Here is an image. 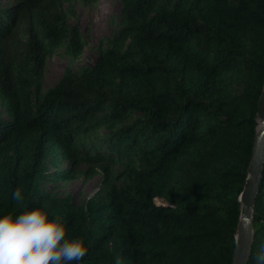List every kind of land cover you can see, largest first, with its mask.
Returning <instances> with one entry per match:
<instances>
[{"label":"trees","instance_id":"obj_1","mask_svg":"<svg viewBox=\"0 0 264 264\" xmlns=\"http://www.w3.org/2000/svg\"><path fill=\"white\" fill-rule=\"evenodd\" d=\"M9 2L0 216L47 202L70 237H85L79 264H232L264 86V0H122L119 30L93 66L65 68L45 91V59L85 48L69 24L75 0ZM80 166L102 176L93 196L76 204L51 191ZM252 230L247 264L264 244V163Z\"/></svg>","mask_w":264,"mask_h":264},{"label":"clouds","instance_id":"obj_2","mask_svg":"<svg viewBox=\"0 0 264 264\" xmlns=\"http://www.w3.org/2000/svg\"><path fill=\"white\" fill-rule=\"evenodd\" d=\"M23 202L22 190L12 195ZM67 220L50 210L45 202L0 216V264H79L88 254L85 237H70ZM115 264H122L116 258ZM255 264H264V244L255 256Z\"/></svg>","mask_w":264,"mask_h":264},{"label":"rangeland","instance_id":"obj_3","mask_svg":"<svg viewBox=\"0 0 264 264\" xmlns=\"http://www.w3.org/2000/svg\"><path fill=\"white\" fill-rule=\"evenodd\" d=\"M122 0H99L96 5L83 7L81 0H75V17L70 19V26H78L85 48L78 59H71L64 53L63 49L57 50L47 57L44 62V69L41 76L43 90L54 86L62 77L65 68L79 74L84 68L93 66L99 56L100 50L107 49V42L116 36L119 30V18L121 15ZM10 4L9 0H0V7ZM0 117L7 120L0 103ZM101 134L105 130L100 131ZM62 168H68L66 164ZM87 166L78 168L79 175L71 182L52 185L49 188L62 197H70L76 204H81L93 196L101 186L102 176L100 173L88 179L85 175ZM156 204L161 203L155 200Z\"/></svg>","mask_w":264,"mask_h":264},{"label":"water","instance_id":"obj_4","mask_svg":"<svg viewBox=\"0 0 264 264\" xmlns=\"http://www.w3.org/2000/svg\"><path fill=\"white\" fill-rule=\"evenodd\" d=\"M264 163V86L257 102V131L247 168V179L238 197L239 222L235 236L232 264H247L252 251L253 206L259 191Z\"/></svg>","mask_w":264,"mask_h":264}]
</instances>
